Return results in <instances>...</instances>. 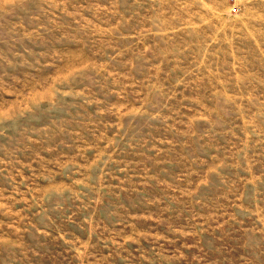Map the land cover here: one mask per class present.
<instances>
[{
  "label": "rangeland",
  "instance_id": "rangeland-1",
  "mask_svg": "<svg viewBox=\"0 0 264 264\" xmlns=\"http://www.w3.org/2000/svg\"><path fill=\"white\" fill-rule=\"evenodd\" d=\"M0 264H264V0H0Z\"/></svg>",
  "mask_w": 264,
  "mask_h": 264
}]
</instances>
